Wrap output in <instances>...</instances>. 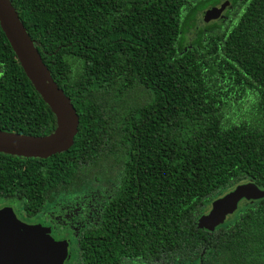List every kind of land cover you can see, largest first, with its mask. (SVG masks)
<instances>
[{
    "label": "trees",
    "instance_id": "trees-1",
    "mask_svg": "<svg viewBox=\"0 0 264 264\" xmlns=\"http://www.w3.org/2000/svg\"><path fill=\"white\" fill-rule=\"evenodd\" d=\"M8 1L77 127L49 157L0 152V200L34 221L95 191L77 233L53 228L72 242L65 264H264V194L197 227L234 186L264 189V0L208 22L218 0ZM54 128L0 30V131Z\"/></svg>",
    "mask_w": 264,
    "mask_h": 264
},
{
    "label": "water",
    "instance_id": "water-1",
    "mask_svg": "<svg viewBox=\"0 0 264 264\" xmlns=\"http://www.w3.org/2000/svg\"><path fill=\"white\" fill-rule=\"evenodd\" d=\"M225 4L207 8L201 13V19L203 21L216 19ZM0 30L26 78L55 119V128L47 136H28L0 131V152L25 158H44L66 151L76 132L77 117L68 99L57 88L41 63L39 54L8 0H0ZM262 194L264 189L260 190L251 183L234 186L205 207L203 214L197 220V227L211 231L220 225L226 216L231 215L242 205L258 200ZM17 225L9 208L0 210V264L62 263L66 255L64 242L63 248L58 249L60 246L57 247L46 233L38 232L36 226ZM12 235H17V238L11 239ZM36 238L37 247L34 246ZM19 240L21 245H24L16 250L15 245ZM35 250H37V263H34L36 259H32ZM39 255H43L44 258L39 260Z\"/></svg>",
    "mask_w": 264,
    "mask_h": 264
},
{
    "label": "rangeland",
    "instance_id": "rangeland-1",
    "mask_svg": "<svg viewBox=\"0 0 264 264\" xmlns=\"http://www.w3.org/2000/svg\"><path fill=\"white\" fill-rule=\"evenodd\" d=\"M100 202L101 200L97 197L96 192L90 187H85L80 192L71 195L69 198H60L56 200V202L52 204L42 216L34 218V221L29 219L28 221L23 222L24 224H28L25 226H36L39 229L38 232L41 234L46 233L52 240H57L60 239L59 236L51 237V234L49 233L50 231L59 233L54 231V227L57 228L58 226H62L72 234L71 228L73 226L77 228V226H81L84 222L86 223L87 220L92 219V217L97 214ZM4 206L9 208L15 220L19 219V221H22V211H19L18 202L13 199L0 200V207L2 208ZM83 209L84 214L81 213L83 212ZM226 220L227 216L221 224Z\"/></svg>",
    "mask_w": 264,
    "mask_h": 264
},
{
    "label": "flooded vegetation",
    "instance_id": "flooded-vegetation-1",
    "mask_svg": "<svg viewBox=\"0 0 264 264\" xmlns=\"http://www.w3.org/2000/svg\"><path fill=\"white\" fill-rule=\"evenodd\" d=\"M219 2L218 3H216L215 5H212V6H207L204 10H206L207 8H212V7H216V6H219V5H221L222 3H226L225 4V7L223 8V10L221 11V13L219 14V16L216 18V19H214V20H217V19H219V18H221L222 17V13H223V11L225 10V8L229 5V2L227 1V0H218ZM204 10H202L201 12H200V19H201V13L204 11ZM203 21V20H202ZM209 21H211V20H209ZM203 22H207V21H203ZM6 207L4 206V207H0V210L1 209H5ZM21 216H23V215H21ZM17 220V219H16ZM15 220V221H16ZM29 219L28 218H26V217H24L23 216V219H22V221H19V219L16 221L17 222V226H19V224H21V225H28V224H24V222L23 221H28ZM34 224V223H33ZM83 225V224H82ZM81 225V226H82ZM32 226V225H31ZM79 228H80V226H77V228L76 227H72L71 228V230H72V234H74V233H77V229L79 230ZM17 230V229H16ZM16 232V231H15ZM50 233V232H49ZM53 236H62V235H60L59 233H55V232H53V233H51V237H53ZM11 239H15V238H17V235H12L11 237H10ZM72 239V238H71ZM55 243H56V246L58 247V246H60V247H58V249L59 248H63V242L65 243V251H66V255L64 256V258H63V261H62V263L61 264H65V261L67 260V258L69 257V254H70V251H71V244H72V242L71 243H69V241H68V239H57V240H53ZM24 244H22L21 245V240H19L18 242H17V245H15V249L17 250L19 247H21V246H23ZM34 246L35 247H37V238H36V240H35V242H34ZM48 248H49V245H48ZM57 250V249H56ZM48 252V251H47ZM43 255L44 256H46V254H44L43 253ZM43 255H39V260H41V259H43L44 258V256ZM33 260H35V262L34 263H37V250H35V256H33V258H32ZM32 264V263H31Z\"/></svg>",
    "mask_w": 264,
    "mask_h": 264
}]
</instances>
